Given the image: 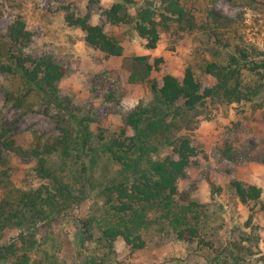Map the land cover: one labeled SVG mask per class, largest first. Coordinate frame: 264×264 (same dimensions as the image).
Segmentation results:
<instances>
[{
	"label": "rangeland",
	"instance_id": "rangeland-1",
	"mask_svg": "<svg viewBox=\"0 0 264 264\" xmlns=\"http://www.w3.org/2000/svg\"><path fill=\"white\" fill-rule=\"evenodd\" d=\"M116 1L0 0V36L16 17H23L34 33L27 52L50 55L65 68L60 94L71 99L78 117L89 119L95 136L120 132L129 112L153 103L149 81L159 82L165 74L182 78L191 67L206 89L216 86L218 80L204 74L201 67L208 62L226 63L230 51L244 49L257 62L264 61V0H183L195 15L197 27L190 29L191 22L171 24L160 30L154 49L145 46L132 24H113L105 18L104 10ZM144 5L156 7L157 0H135L130 12L135 14ZM209 10L235 20L229 34L218 33L222 43L209 30ZM72 14H88L92 24L102 25L122 45V56L106 57L88 45L84 32L68 22ZM142 56L151 65L156 59L161 62L146 80L133 82L136 58ZM242 71L248 83L252 76ZM256 78L264 85V69ZM16 87L11 77L0 73V196L13 188L34 189L45 182L37 174L39 157L32 153L54 143L63 131L60 121L70 118ZM259 90L253 100L228 102L219 96L206 97L172 130V136H188L197 151L178 180L177 201L203 205L207 224L203 238L210 247L164 233L149 237L147 246L138 251L119 238L110 253L97 229L85 226L102 204L92 191L73 203L68 213L39 224L36 237L43 263H47L46 250L56 256V264H83L84 257L93 254L105 264H264V89ZM7 141L13 142L12 148L6 147ZM18 147L31 154L16 152ZM171 154L172 147L166 146L158 156ZM232 180L260 187L259 202L243 204L230 185ZM17 233L13 229L0 233V246Z\"/></svg>",
	"mask_w": 264,
	"mask_h": 264
},
{
	"label": "trees",
	"instance_id": "trees-1",
	"mask_svg": "<svg viewBox=\"0 0 264 264\" xmlns=\"http://www.w3.org/2000/svg\"><path fill=\"white\" fill-rule=\"evenodd\" d=\"M134 4L135 0H117L103 14L110 23L132 24L149 49L157 47L160 30L173 23L191 22L190 29L197 27L195 15L183 0H157L156 7L140 6L132 14ZM207 19L211 34L218 38L216 42L222 43L218 33L229 34L235 20L213 10L207 12ZM68 22L79 27L87 44L106 57L122 56L120 42L108 35L102 25L92 24L88 14H72ZM33 38L34 33L21 16L7 26L0 36V73L11 77L18 91L39 97L70 118L60 121L63 131L54 143L45 145L40 153H32L39 157L37 174L45 182L34 189L13 188L0 196V233L9 229L18 232L0 246L1 264H44L43 257L38 255L41 253L36 237L39 224L68 213L73 203L92 191L102 204L96 207L98 212L93 219L86 220L85 226L97 229L110 253L119 238L131 250L138 251L147 246L149 237L164 233L210 247L211 243L203 238L207 226L203 205L177 201L178 180L185 175L197 151L188 136H172V130L206 97L219 96L234 102L259 96V88L264 89V85L258 84L256 74L264 69V61L257 62L244 49L230 51L226 63L208 62L201 67L204 74L214 75L218 80L216 86L206 89L191 67L184 70L182 78L165 74L159 82L149 81L153 103L129 112L126 126L120 132L110 137L103 133L95 136L89 119L78 117L72 111L71 99L60 94L59 83L66 75L65 68L50 55L27 52ZM136 60L138 70L131 76L133 82L146 80L161 62L156 59L151 65L146 56ZM243 69L252 76L248 83L244 81ZM12 144L5 142L6 147L12 148ZM166 146L172 147V154L159 157ZM14 150L31 154L21 147ZM2 180L0 172V188ZM230 185L246 206L259 202L262 192L257 185L239 180H232ZM250 211L249 221L253 209ZM44 257L46 264L57 262L56 256L46 250ZM83 264L105 263L93 254L85 256Z\"/></svg>",
	"mask_w": 264,
	"mask_h": 264
}]
</instances>
